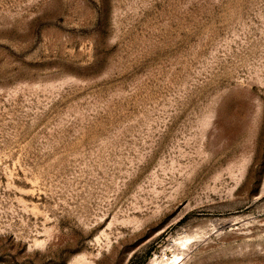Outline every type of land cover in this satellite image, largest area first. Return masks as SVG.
<instances>
[{"label":"rangeland","instance_id":"obj_1","mask_svg":"<svg viewBox=\"0 0 264 264\" xmlns=\"http://www.w3.org/2000/svg\"><path fill=\"white\" fill-rule=\"evenodd\" d=\"M154 260L264 264V0H0V264Z\"/></svg>","mask_w":264,"mask_h":264},{"label":"bare ground","instance_id":"obj_2","mask_svg":"<svg viewBox=\"0 0 264 264\" xmlns=\"http://www.w3.org/2000/svg\"><path fill=\"white\" fill-rule=\"evenodd\" d=\"M182 244V243H181ZM180 244V245H181ZM186 244V243H185ZM182 245H184V243L182 244ZM183 256V255H182ZM177 258V256H175V259ZM176 260H178V258L176 259ZM174 263V262H173ZM153 264H161V262H158V261H156V260H154V262H153Z\"/></svg>","mask_w":264,"mask_h":264}]
</instances>
